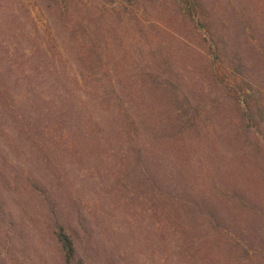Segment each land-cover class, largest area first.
<instances>
[{
    "label": "rangeland",
    "instance_id": "obj_1",
    "mask_svg": "<svg viewBox=\"0 0 264 264\" xmlns=\"http://www.w3.org/2000/svg\"><path fill=\"white\" fill-rule=\"evenodd\" d=\"M200 1L0 0V264H67L59 230L71 264H264V125L217 77L264 93V0Z\"/></svg>",
    "mask_w": 264,
    "mask_h": 264
},
{
    "label": "trees",
    "instance_id": "obj_2",
    "mask_svg": "<svg viewBox=\"0 0 264 264\" xmlns=\"http://www.w3.org/2000/svg\"><path fill=\"white\" fill-rule=\"evenodd\" d=\"M183 13L195 18L200 27L204 26V7L200 0H176ZM210 14V12H209ZM208 14V15H209ZM202 20V21H201ZM217 51L218 47L215 46ZM213 52V61L218 60L220 64L224 62L221 54ZM235 62V63H234ZM227 67L223 65L227 75L217 74L218 82L222 85L224 94L230 99L240 103L242 109V119L247 127H258L264 125V103L262 98L264 93L256 80H248L241 71L240 64L236 62L235 55L227 62ZM241 69V70H240ZM255 82L258 84L255 85ZM264 82V81H263ZM57 239L60 242L64 259L67 264H71L75 259V249L71 238L63 231H57Z\"/></svg>",
    "mask_w": 264,
    "mask_h": 264
}]
</instances>
